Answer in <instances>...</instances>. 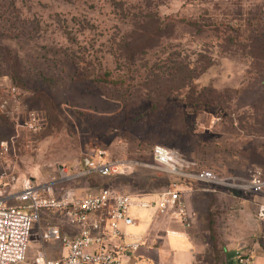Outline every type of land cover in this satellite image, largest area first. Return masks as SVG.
Returning <instances> with one entry per match:
<instances>
[{
  "label": "rangeland",
  "instance_id": "1",
  "mask_svg": "<svg viewBox=\"0 0 264 264\" xmlns=\"http://www.w3.org/2000/svg\"><path fill=\"white\" fill-rule=\"evenodd\" d=\"M232 1L0 0V92L13 84L25 86V102L41 121L33 132L22 127L25 115L16 120L0 115V196L19 192L25 177L41 182L59 168L72 172L100 149L142 166L129 176L83 180L79 194L108 186L154 199L169 183L152 158L157 145L223 176L248 178L260 171L264 179V55L255 49L264 42V0ZM152 23L160 32L150 46L145 35L152 34ZM125 39L130 60L120 52ZM173 62L187 66L186 80L153 78V73L172 72ZM106 71L108 82L98 79ZM155 89L173 98L157 110L167 121L168 126L160 125L168 131L164 137L133 120L150 108L137 96L152 99ZM226 198L239 216V205L253 195H186L195 213L196 264L224 262L230 209L216 208ZM156 214L155 208L133 207L139 225L124 230L142 237ZM53 224L62 229L66 218L40 211L29 239V261L46 247L59 253L40 240V231ZM134 263L155 264L139 255Z\"/></svg>",
  "mask_w": 264,
  "mask_h": 264
},
{
  "label": "built area",
  "instance_id": "2",
  "mask_svg": "<svg viewBox=\"0 0 264 264\" xmlns=\"http://www.w3.org/2000/svg\"><path fill=\"white\" fill-rule=\"evenodd\" d=\"M25 98V92L14 85L2 90L0 115L13 120L25 115L22 127L37 132L40 117L28 108ZM1 147L7 151L6 142ZM152 158L156 168L169 177L166 188L154 199L121 193L109 187L84 194L72 188V183L85 177L128 176L142 166L133 159H110L100 149L88 155L86 164L72 172L59 168L48 181L37 182L35 177L20 180L19 192L0 196V264H130L132 259L137 260V253L146 245L144 239L132 238L124 230L136 224L131 215L133 207L155 208L159 216L170 217L189 229L193 226L195 213L189 207L186 195L198 190L197 186H206L211 192L264 193L260 171L242 178L223 176L209 169L197 170L194 162L161 145L153 148ZM43 210L63 215L74 231L66 233L59 225H48L40 231L41 243H59L60 257L47 258L41 251L29 261L32 226ZM257 217L264 221V203L258 205ZM235 261L250 264L252 256L237 251Z\"/></svg>",
  "mask_w": 264,
  "mask_h": 264
},
{
  "label": "crops",
  "instance_id": "3",
  "mask_svg": "<svg viewBox=\"0 0 264 264\" xmlns=\"http://www.w3.org/2000/svg\"><path fill=\"white\" fill-rule=\"evenodd\" d=\"M250 195H253L252 200H245L244 205H239L241 207L239 216L236 213L233 214L235 210L232 208L231 199L226 198L225 202L222 199V203L217 205V210L222 208L221 210L227 212L230 209V214L226 215L228 220L225 229H227L226 235L228 237L225 242L226 246L223 247L224 259L226 260L223 264H238L235 261V253L237 251L251 255L252 262L250 264H264V221L257 217L258 205L264 203V193ZM251 209L255 215H250ZM213 211L217 212L215 209ZM138 225L139 222L136 220V224L130 228ZM62 231L72 234L74 230L66 223ZM130 236L135 239L142 238L145 240L146 245L137 255L149 258L155 264H173L174 259H177L176 264H196L199 261L200 250L196 248V236L193 233V229L185 228L170 217L167 218L156 214L152 217L144 236ZM53 244L54 246L52 247L59 249V253H52L51 247L43 248L38 253L44 252L47 258L55 259L60 257V244Z\"/></svg>",
  "mask_w": 264,
  "mask_h": 264
},
{
  "label": "trees",
  "instance_id": "4",
  "mask_svg": "<svg viewBox=\"0 0 264 264\" xmlns=\"http://www.w3.org/2000/svg\"><path fill=\"white\" fill-rule=\"evenodd\" d=\"M231 2H233V1H231ZM231 2H226V3H231ZM155 25H156L155 23H152V34L149 35V36L145 35L146 43L149 44L150 46H153L151 41H153L156 38V36L159 34V32H160V30H159L160 29V25H156V26ZM127 38H130V37H127ZM256 44H259V45H256L255 49L258 52H262L263 53L262 55H264V42L263 43L260 42V43H256ZM128 45H129V41H128V39L127 40L125 39L123 41V44L119 45V46H120L121 55H123L125 59L130 60V59L133 58V56L129 53L130 50L128 49ZM172 64L174 65L173 68H172V72H170V73H165V72L153 73V78L155 80H161V82H164V81L172 82L174 80H178V81L186 80L187 66H185L183 63H176V62H173ZM165 74H168V79L167 80L163 79ZM199 74H200V72H199ZM109 76H110V73L106 71L105 73H103L101 75V77L98 76V79H101L104 82H108V77ZM13 85L16 86V87H19L20 89H22L25 92V94L28 92L26 87L23 86V85H19V84H13ZM167 92L168 91H164L163 92V91H161L159 89H155L154 92H153V94L155 96V97H153L154 99L152 98V99H148V100L143 98L140 95L137 96L138 98L141 99L142 104H146V101H149L150 102V108H148L147 111L138 112L136 117H134L133 120H135L136 122H139V123L141 122L143 124V126H145V127H149V128H146V129H148L149 131L151 130L150 133L153 134V135L156 134V136H158V137H164V136L168 135L167 134L168 131L166 129H160L162 127L160 125H162V124H164L163 126H168V125H167V121L165 122L163 116L161 114H159V112H158L159 111L158 109H159L160 106L167 107L168 104L173 103L172 102L173 98L169 95V93H168V95L165 96V94H167ZM159 100H161V101H159ZM194 101H195V99L192 100V103ZM165 107L162 108V110L165 109ZM155 111H157L158 114H157V112L155 113ZM178 111H179V109H178ZM179 114H181V111H179ZM170 134H172L173 137H177L179 135L177 130H173ZM152 152H153V149H152ZM108 158H110V157H108ZM110 159H115V158H110ZM187 159H189V158H187ZM190 161H192V160H190ZM196 169L197 170H202L203 168L201 166H196ZM134 173H135V171L132 174H134ZM95 177H99V176L85 177V178L77 180L76 182H74L75 183V189H77V190L82 189L83 187H81L80 185H81L83 180H88V179H92V178H95ZM101 178H112V179H114L115 177H101ZM74 183H72V184H74ZM107 187L108 186H98V187H94V188H88L86 190L87 191L88 190L89 191H95V190H99L101 188H107ZM196 189H198L197 190L198 192H200V191L201 192H203V191L211 192V191H208L205 186H197ZM218 192H221V191H218ZM218 192H213V193L216 194ZM224 193L228 194V195H232L235 192L224 191ZM214 221H216V220L214 219ZM215 227H216V223L214 222V228ZM215 249L216 248L214 247V251H215ZM223 252H224V249H222L221 254H223ZM215 254H216V251H215ZM213 257L215 258L216 255H213ZM223 258H224V254H223ZM224 262H226L225 259H224ZM224 262H222V263H224Z\"/></svg>",
  "mask_w": 264,
  "mask_h": 264
},
{
  "label": "water",
  "instance_id": "5",
  "mask_svg": "<svg viewBox=\"0 0 264 264\" xmlns=\"http://www.w3.org/2000/svg\"><path fill=\"white\" fill-rule=\"evenodd\" d=\"M84 165V164H83Z\"/></svg>",
  "mask_w": 264,
  "mask_h": 264
}]
</instances>
